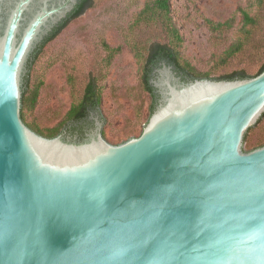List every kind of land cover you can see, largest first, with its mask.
I'll return each instance as SVG.
<instances>
[{
	"label": "water",
	"instance_id": "1",
	"mask_svg": "<svg viewBox=\"0 0 264 264\" xmlns=\"http://www.w3.org/2000/svg\"><path fill=\"white\" fill-rule=\"evenodd\" d=\"M77 2L0 0V264H264V145L246 150L264 71L184 80L163 62L119 144L99 115L84 137L24 122L32 57Z\"/></svg>",
	"mask_w": 264,
	"mask_h": 264
},
{
	"label": "rangeland",
	"instance_id": "2",
	"mask_svg": "<svg viewBox=\"0 0 264 264\" xmlns=\"http://www.w3.org/2000/svg\"><path fill=\"white\" fill-rule=\"evenodd\" d=\"M145 2L94 0L91 7L45 43L31 68V87L39 86L40 93L35 107L26 113L27 121L44 130L59 126L94 75L102 91V130L106 139L119 144L142 133L149 121L152 98L141 82L139 63L128 43L134 38L142 44L169 40L160 25L132 33L131 25ZM172 5L184 37L182 52L200 71H212L213 77L240 68L255 72L264 62V19L254 45L251 43L228 63L221 57L239 34L243 15L238 8L248 5L255 11V0H172ZM205 18L232 19V29L214 35ZM104 40L122 46L110 64ZM256 139L264 140V119L254 128L249 144ZM249 144L246 150H250Z\"/></svg>",
	"mask_w": 264,
	"mask_h": 264
},
{
	"label": "trees",
	"instance_id": "3",
	"mask_svg": "<svg viewBox=\"0 0 264 264\" xmlns=\"http://www.w3.org/2000/svg\"><path fill=\"white\" fill-rule=\"evenodd\" d=\"M93 1L94 0H79L75 9L39 46L30 62L22 96L21 115L24 122L29 127L47 137H54L61 133L84 137L86 132L94 124L93 116L99 115L100 118L105 121V118L103 117L102 91L97 81V77L94 75L89 77L81 97L72 103L70 109L59 126L44 130L34 122L27 121L26 118L27 111H32V109L35 107L40 93L39 86L36 85L35 87H31L30 84L31 68L37 55L46 42L57 36L72 19L83 14L89 7L92 6ZM255 6V11H253L248 5H241L238 8L239 12H241L243 15V21L237 38L221 54L222 61L224 63H228L231 59L239 56L242 52L249 48L251 43L254 45V40L257 36V33L263 28L262 20L264 19V16L262 11L264 9V0H255ZM204 22L214 35L226 34L230 29H232L233 26L232 19L225 21H215L210 18H205ZM156 25L162 26V28L167 32L169 37L168 42L155 40L150 43L142 44L134 38L128 43L139 63L141 82L145 90L149 92L152 98L149 108V118L155 110L159 100V93L151 80L156 75L155 70L161 67L163 62L171 64L178 75H180L184 80L196 78H248L256 76L264 71V62L255 72H251L247 70V68H240L220 74L217 77H213L212 71H200L195 66V64H193V62H191V60L182 52L184 37L175 20L172 0H146L144 6L137 13L135 20L131 25V30L132 33H134L137 29L150 28ZM103 46L108 51L107 64H110L115 55L122 50L121 45L112 46L106 40L103 41ZM262 117H264V114ZM251 129L252 127L247 131L244 141L246 140L247 134L249 131H251ZM249 145L250 150H252L264 145V140L256 139Z\"/></svg>",
	"mask_w": 264,
	"mask_h": 264
},
{
	"label": "flooded vegetation",
	"instance_id": "4",
	"mask_svg": "<svg viewBox=\"0 0 264 264\" xmlns=\"http://www.w3.org/2000/svg\"><path fill=\"white\" fill-rule=\"evenodd\" d=\"M78 2H79V0H78ZM78 2H77V4H76V6L78 5ZM76 6H75V7H76ZM74 9H75V8H74ZM64 20H65V19H64ZM59 24H60V23H59ZM59 24H58V25H59ZM58 25H57V26H58ZM57 26H56V27H57ZM56 27H55V28H56ZM55 28H54V29H55ZM52 32H53V31H52ZM52 32H51V33H52ZM51 33H50V34H51ZM47 37H48V36H47ZM47 37H46V38H47ZM46 38H45V39H46Z\"/></svg>",
	"mask_w": 264,
	"mask_h": 264
}]
</instances>
